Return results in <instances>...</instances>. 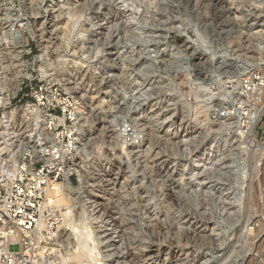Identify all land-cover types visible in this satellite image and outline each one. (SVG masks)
<instances>
[{
    "label": "rangeland",
    "instance_id": "obj_1",
    "mask_svg": "<svg viewBox=\"0 0 264 264\" xmlns=\"http://www.w3.org/2000/svg\"><path fill=\"white\" fill-rule=\"evenodd\" d=\"M263 82L264 0H0V116L71 139L59 206L100 264H264Z\"/></svg>",
    "mask_w": 264,
    "mask_h": 264
},
{
    "label": "built area",
    "instance_id": "obj_2",
    "mask_svg": "<svg viewBox=\"0 0 264 264\" xmlns=\"http://www.w3.org/2000/svg\"><path fill=\"white\" fill-rule=\"evenodd\" d=\"M16 92L11 101L18 97ZM44 92L41 87L32 90L33 101L27 108L45 106L55 111L57 107L43 96ZM50 122L49 131L57 121ZM39 123L38 116L31 115L28 130L18 134L14 131L16 121L12 120L8 135L0 138V164L5 166H0V264H57L62 252L59 247L67 232L76 237L72 229L63 225L67 217L73 220V215L64 212V206L51 205L48 199L51 185L68 180L64 153L70 151L72 141L64 147L57 146L53 133L46 132ZM13 160L15 164L10 169ZM8 170L11 177L7 180ZM78 248L67 252L71 261ZM84 259L82 263L87 264Z\"/></svg>",
    "mask_w": 264,
    "mask_h": 264
},
{
    "label": "bare ground",
    "instance_id": "obj_3",
    "mask_svg": "<svg viewBox=\"0 0 264 264\" xmlns=\"http://www.w3.org/2000/svg\"><path fill=\"white\" fill-rule=\"evenodd\" d=\"M186 43H187V46L189 48L190 47L192 48L193 43H191L189 41H186ZM242 50L244 51V49H242ZM263 85H264V82H263ZM1 103L2 102L0 101V104ZM16 112L18 113L19 111H17L16 109L10 110V111H3L2 116H0V138L3 139L5 137V135L6 136L8 135V131H9L8 128H9L10 123L12 122L13 118L15 117L14 113H16ZM263 114H264V106L262 105V107L258 108V110L255 112V114H253V116H251L249 121L246 122L247 125H245V127L243 128L244 131H245L244 132L245 133V137L247 138V143L249 144L250 148H254V150L259 148V149H261V152H264V145H260L256 141L255 133H256L257 124L260 121V119L263 116ZM248 116H250V115H248ZM200 157H197L196 160H194V162H193V167L194 168L198 167L199 164L201 163ZM14 164H15V161L13 160L11 162L10 169H13ZM0 166H1V168H5L4 163H1ZM10 171L11 170H8L7 173H6V176H7L6 179L7 180L10 179V177H11ZM69 183H70V181H69ZM70 189H71V186L67 182L56 183V184L51 185V187L49 189V195H48L49 203L51 205H53V206H59V205H62V204L66 205L67 203H66V194L65 193L68 190H70ZM63 225L66 226L69 229H72V231L76 235L77 239L79 237L80 243H78V244H80V247L78 248L79 251L76 254H74V256L72 257L73 258L72 261L70 260V258H63L57 264H83L82 263V258H85V257L86 258L84 260L87 261V264H100V262L98 261L99 258H97L98 254L96 255L97 251H96L94 245L92 244V231H91V229L88 228V227L87 228L86 227L83 228L82 227L83 224H80V223L76 224L70 217H67V219H66V221L64 222Z\"/></svg>",
    "mask_w": 264,
    "mask_h": 264
}]
</instances>
